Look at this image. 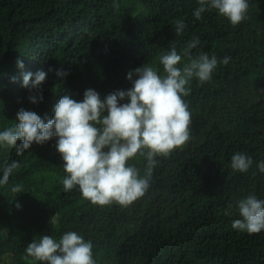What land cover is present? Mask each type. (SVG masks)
Here are the masks:
<instances>
[{"label": "trees", "instance_id": "1", "mask_svg": "<svg viewBox=\"0 0 264 264\" xmlns=\"http://www.w3.org/2000/svg\"><path fill=\"white\" fill-rule=\"evenodd\" d=\"M248 3L246 19L233 26L215 10L196 19L198 0H0V131L18 123L21 108L47 122L63 95L82 101L87 89L102 99L128 90L127 74L143 65L164 75L159 57L173 46L182 68L189 62L184 49L196 38L192 55L218 60L211 80L193 78L183 97L190 140L156 158L148 191L127 208L93 205L78 187L65 192L56 138L33 143L22 156L0 147V178L4 166L20 164L0 185V264H43L24 259L26 246L69 231L92 242L96 264H264V231L249 235L232 226L241 219L239 200H264L257 168L264 161V0ZM178 20L186 25L181 35ZM41 69L43 99L33 104L23 74ZM236 153L252 158L247 173L231 169ZM128 164L144 175L145 157ZM16 185L22 192L11 191Z\"/></svg>", "mask_w": 264, "mask_h": 264}, {"label": "clouds", "instance_id": "2", "mask_svg": "<svg viewBox=\"0 0 264 264\" xmlns=\"http://www.w3.org/2000/svg\"><path fill=\"white\" fill-rule=\"evenodd\" d=\"M114 6L119 7L115 2ZM248 8V0H198L193 16L201 19L206 11L215 10L236 26L246 19ZM185 26L178 20L175 34L181 35ZM198 44V38L188 43L184 55L189 62L182 68L178 67L182 56L173 46L159 57L164 75H160L159 68L148 65L130 71L127 79L132 87L128 90L114 91L102 99L94 89H87L82 101L72 99L70 94L63 95L47 122L34 111L21 108L16 114L18 123L0 131V147H14L16 154L22 156L33 143L43 145L56 138V150L66 173L62 180L65 192L78 187L82 197L93 205L115 203L127 208L148 191L158 163L156 158L170 156L191 138V112L183 97L190 94L193 78L200 83L210 81L218 64L214 55L193 56L191 50ZM229 61L230 57H224L220 63L227 65ZM17 66L24 68L22 60H17ZM56 74L68 75L60 70ZM46 77L43 69L23 74L22 87L35 93L28 98L31 103L42 101ZM11 79L15 82V77ZM137 155L147 160L143 176L128 164ZM252 164L251 157L236 153L231 157L230 167L234 172L247 173ZM18 167L20 164L15 160L4 166L0 185H6ZM257 168L264 173V161ZM11 191L20 193L22 186L16 185ZM16 207L20 205L17 203ZM236 208L241 219L233 222L234 229L249 235L264 231V200L249 195L239 200ZM225 214L230 212L226 210ZM92 249L91 241L69 231L58 241L49 235H43L39 241L33 239L26 246L24 259L31 257L43 264H96Z\"/></svg>", "mask_w": 264, "mask_h": 264}]
</instances>
